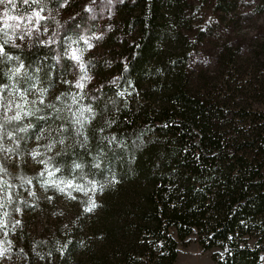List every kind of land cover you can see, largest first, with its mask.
<instances>
[{"label":"trees","instance_id":"1","mask_svg":"<svg viewBox=\"0 0 264 264\" xmlns=\"http://www.w3.org/2000/svg\"><path fill=\"white\" fill-rule=\"evenodd\" d=\"M210 3L222 22L240 1ZM113 7L115 18L98 38L105 56L92 59L100 87L90 117L61 90L27 119L33 130L41 114L61 127L52 168L97 181L96 212L60 239L20 236L18 249L0 238V264L13 247L30 262L45 249L53 264H174L179 242L192 234L202 250H222L212 254L218 264H264V89L257 105L236 100L255 84L234 78L237 53L229 48L217 58L218 76L195 77L193 56L219 25L198 23L189 0H116ZM256 8L264 11V0ZM52 54L53 45L38 40L18 48L0 37V88L11 80L25 87L19 77ZM10 56L22 63L21 74L9 71ZM6 122L0 117V130L14 134ZM10 179L0 175L4 217Z\"/></svg>","mask_w":264,"mask_h":264},{"label":"rangeland","instance_id":"2","mask_svg":"<svg viewBox=\"0 0 264 264\" xmlns=\"http://www.w3.org/2000/svg\"><path fill=\"white\" fill-rule=\"evenodd\" d=\"M48 1L0 0L1 39L18 48L29 47L36 40L53 45L52 57L32 63V70L19 77L25 79V87L11 80L0 88V117L7 119L8 125L12 122L16 130L14 134L9 128L0 130V175L11 178L6 186L10 192L4 197L7 216L0 211V238L18 249L24 246L20 236L48 242L60 239V231L75 229L82 223L84 213L95 214L101 193L97 181L70 179L53 170L51 154L64 142L61 127L44 120L41 114L40 124L33 130L27 119L36 107L50 105L61 90L82 101L83 117H90L93 92L100 87L92 59L105 56L98 38L104 32L102 27L115 18L116 0H60L57 6H50ZM189 1L198 23L204 25L205 21L216 19L219 25L215 35L202 39L193 56L191 68L195 77L200 71L218 76L222 70L217 58L229 48L237 53L236 67L231 71L234 78L241 84L244 81L255 84L254 89H244L235 98L244 105H257L263 95L259 93L264 89V11L256 8L261 0H238L240 3L232 10L231 18L222 22L220 16L224 14L213 12L210 0ZM26 5L28 11L23 9ZM10 59H14V67L9 71L21 74L22 63L18 58ZM40 111L41 108L37 112ZM13 249L7 251L4 263L53 264L55 261L48 258L45 249L44 257L33 262ZM215 251L222 252L217 247L202 250L192 234L185 242H179L174 264H218L212 257ZM261 255L264 261V246Z\"/></svg>","mask_w":264,"mask_h":264}]
</instances>
